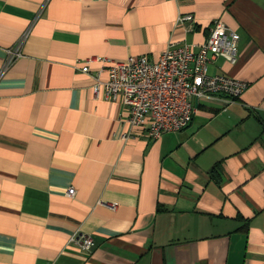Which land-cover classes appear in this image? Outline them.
Instances as JSON below:
<instances>
[{
  "label": "crops",
  "instance_id": "0c3cea01",
  "mask_svg": "<svg viewBox=\"0 0 264 264\" xmlns=\"http://www.w3.org/2000/svg\"><path fill=\"white\" fill-rule=\"evenodd\" d=\"M217 21L238 61L208 72L249 89L200 101L178 133L124 139L128 109L94 95L85 62L196 50ZM31 24L0 78V264H264V0H0V70Z\"/></svg>",
  "mask_w": 264,
  "mask_h": 264
},
{
  "label": "built area",
  "instance_id": "2783aa9c",
  "mask_svg": "<svg viewBox=\"0 0 264 264\" xmlns=\"http://www.w3.org/2000/svg\"><path fill=\"white\" fill-rule=\"evenodd\" d=\"M195 17L192 14L179 15L175 29H181L186 35L194 32ZM31 24L19 41L6 51V65L0 70V78L13 61L22 56L21 49L27 40ZM240 36L217 21L212 27L209 38L198 49L185 42L170 40L157 62L146 56H131L125 61H115L100 57L90 58L82 68L84 74L93 80V93L107 101H120L128 109V116L122 122L130 131L124 139L137 134L133 130H144L147 137L159 140L165 134L178 133L186 129L198 113V103L204 100L217 99L225 105L236 103L250 85L241 80L223 75L212 76L208 67L217 59H224L230 65L238 61V44ZM93 62L108 63L94 75L90 64ZM108 74L107 80L102 75ZM75 189L68 191L74 197ZM112 209L117 206L109 205ZM71 243L89 255L94 246L89 235L76 233Z\"/></svg>",
  "mask_w": 264,
  "mask_h": 264
}]
</instances>
